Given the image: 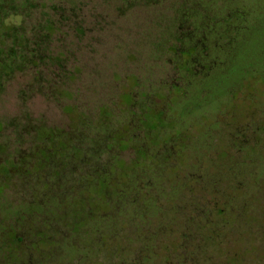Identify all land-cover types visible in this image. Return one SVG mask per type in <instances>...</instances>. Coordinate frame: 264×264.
Here are the masks:
<instances>
[{
	"label": "rangeland",
	"instance_id": "obj_1",
	"mask_svg": "<svg viewBox=\"0 0 264 264\" xmlns=\"http://www.w3.org/2000/svg\"><path fill=\"white\" fill-rule=\"evenodd\" d=\"M34 2L16 23L56 21L63 32L50 47L67 52L71 77L54 87L24 65L6 76L0 146L28 149L40 126L72 131L69 105L97 117L108 104L113 129L127 124L112 135L127 148L98 138L89 154L127 163V213L109 207L114 189L93 188L72 205L84 219L91 208L90 221L69 233L55 214L47 230L26 205L47 184L35 187L34 174L7 182L11 155L0 164V264H264V0ZM81 161L62 185H79L71 168Z\"/></svg>",
	"mask_w": 264,
	"mask_h": 264
},
{
	"label": "trees",
	"instance_id": "obj_2",
	"mask_svg": "<svg viewBox=\"0 0 264 264\" xmlns=\"http://www.w3.org/2000/svg\"><path fill=\"white\" fill-rule=\"evenodd\" d=\"M31 6H38V4L34 0H0V83L5 80L6 76L8 78L12 76L19 66L24 65L26 68H34L36 80H44L46 83L57 87L59 83L71 77V71L67 70L69 61L67 52L60 51L53 54L50 47L52 35H60L58 31L62 30L56 21L44 17L37 19L39 22L34 23L32 27L18 25L14 16L17 15L18 19L19 17L22 19L28 18V16L31 17L32 11L29 10ZM185 13L187 14V20L189 11ZM51 57L58 68L50 67L47 59H51ZM59 94L62 97H69L63 91ZM68 107V111L71 110L70 112L76 113V117H72L74 122L72 131L60 127H36L34 132L30 133L33 134V137L30 136L28 139L32 142L31 145H28V149L17 148L13 154L10 153L8 147L0 146V153L5 155L0 160V164L4 160L9 161L11 155L14 156L13 164L9 165L6 170L8 172L7 182H10L15 175L24 179L23 176L32 174L35 177V187L42 186L43 188L46 182V188L42 190L41 195L37 194V187L32 191L33 195L40 196L39 200L30 201L29 204L26 203L30 213L34 216L33 221L48 230L52 225L51 222L55 220L53 216L57 214V221H63L66 230L71 233L72 228L83 224L85 220L90 221L92 213V209L87 207L88 212L86 214H88V217L84 219L82 211L81 217H78L75 208L72 206L75 199L81 201L82 204H87L93 188L102 190L106 197L109 192L112 193V188L116 200L113 204L109 201L108 205L117 215L123 216L127 213V194L129 190L127 189V163L126 166H122L119 164L120 160L115 157L105 164H101L100 161L92 163L89 154L91 148L88 145V142L99 138L110 146L111 149L108 150H112L114 146L121 149L127 148V140L124 138L115 140L112 136L115 132H121L122 134L127 132V124L123 122L126 126L120 124V127L113 129L112 123L107 120V117H112L114 112L109 110L108 104L99 105L97 117L81 111L78 104H72ZM73 107H75V110H73ZM79 123L81 124L80 127ZM102 127H104V131L100 133ZM91 129L93 130L91 131ZM77 131L78 134H76ZM19 135L23 136L24 133L20 131ZM24 138L20 137L19 139ZM133 140L138 139L133 137ZM98 158H101V156ZM76 161L83 162L82 167L77 168L76 165L71 168V171H78L80 174L79 185L72 187L62 185L65 174L68 170L70 171L68 168H70L71 163ZM89 165L91 166L89 167ZM110 165H113V167H110ZM119 174H123L122 179H119ZM53 187L57 189L53 191ZM138 188L142 187L139 186ZM142 192L138 191V198L140 194H147ZM46 196L53 197L51 198L53 202L50 205L44 199ZM23 215L24 212L22 211L19 216L23 217ZM44 236H38V239L44 240ZM97 236L98 243H103L105 233L98 230ZM18 239L19 241L22 240V238ZM38 239H34V241ZM51 241L55 242L56 240L52 237ZM29 245L30 243H27L28 247Z\"/></svg>",
	"mask_w": 264,
	"mask_h": 264
}]
</instances>
